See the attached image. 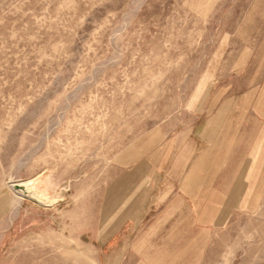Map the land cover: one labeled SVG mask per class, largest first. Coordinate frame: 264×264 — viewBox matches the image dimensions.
Instances as JSON below:
<instances>
[{
  "label": "rangeland",
  "instance_id": "rangeland-1",
  "mask_svg": "<svg viewBox=\"0 0 264 264\" xmlns=\"http://www.w3.org/2000/svg\"><path fill=\"white\" fill-rule=\"evenodd\" d=\"M263 128L264 0H0V264H264Z\"/></svg>",
  "mask_w": 264,
  "mask_h": 264
},
{
  "label": "crops",
  "instance_id": "crops-1",
  "mask_svg": "<svg viewBox=\"0 0 264 264\" xmlns=\"http://www.w3.org/2000/svg\"><path fill=\"white\" fill-rule=\"evenodd\" d=\"M230 123H231V119H230V121L227 122V126L230 125ZM227 139H229L230 142L237 141L236 143L237 144L241 143V145L244 144V142H245V136L243 134L240 136L239 140L230 139L228 136H227ZM256 143L258 144L259 152H260V150H264V128L262 129V132L257 136ZM251 165H255V164L251 163L250 161H245V160H238L236 162H233V160L232 161H230V160L226 161L225 164H221L219 166V169H220V167H222V169H223V167H226V166L234 168V169L232 168L231 170H229L227 172L226 179H225V182L231 183V186L230 185H228V186L224 185L223 187H220V188L216 187L215 181H216V179L218 180L219 172L222 171V169L221 170L218 169V171H216L215 174L206 176V178L208 179L207 182L209 185L206 188L205 187L201 188L200 191H207L209 193H212V192H219L220 190H222L223 192H220L222 199L227 204L228 200L232 199L234 197V194H235L234 193L235 188H234V184H233L234 183V177H238V176L247 174L245 169ZM187 179H188L189 183H197V181H198L197 176H195V175H189V176L187 175ZM190 187H191V190L197 189L196 186H190ZM200 193H204V192H200ZM203 196H199L198 198L203 199ZM194 197H195V195L189 196V198H194ZM195 200H196V198H195ZM213 213H214V211H213Z\"/></svg>",
  "mask_w": 264,
  "mask_h": 264
},
{
  "label": "bare ground",
  "instance_id": "bare-ground-1",
  "mask_svg": "<svg viewBox=\"0 0 264 264\" xmlns=\"http://www.w3.org/2000/svg\"><path fill=\"white\" fill-rule=\"evenodd\" d=\"M16 184H18V183H14V186L16 185ZM19 186H22V185H20V184H18ZM14 186H13V189H14ZM24 187V186H23ZM18 192H23V194L24 195H26L27 194V192H29L28 194H29V196L30 197H33V198H36L37 200H40V201H43V202H48L49 203V201L46 199V198H44L42 195V193L40 192V191H38V190H34L32 187H30L29 188V190H27L25 187H24V190H22V191H18ZM42 194V195H41Z\"/></svg>",
  "mask_w": 264,
  "mask_h": 264
},
{
  "label": "water",
  "instance_id": "water-1",
  "mask_svg": "<svg viewBox=\"0 0 264 264\" xmlns=\"http://www.w3.org/2000/svg\"><path fill=\"white\" fill-rule=\"evenodd\" d=\"M14 189H15V190H18V191H22V190H24V187H23V186H19L18 184H16V185L14 186Z\"/></svg>",
  "mask_w": 264,
  "mask_h": 264
}]
</instances>
